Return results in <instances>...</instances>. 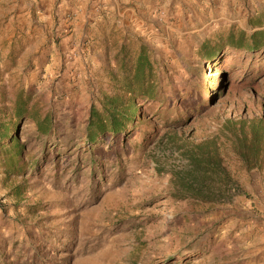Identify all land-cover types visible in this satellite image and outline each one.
I'll list each match as a JSON object with an SVG mask.
<instances>
[{
	"label": "rangeland",
	"instance_id": "rangeland-1",
	"mask_svg": "<svg viewBox=\"0 0 264 264\" xmlns=\"http://www.w3.org/2000/svg\"><path fill=\"white\" fill-rule=\"evenodd\" d=\"M110 2L104 9L110 57L98 78L88 73L87 34L73 43L54 31L58 23L51 35L20 39L16 49L0 53V118L22 97L39 117L53 119L49 137L31 121L21 123V174L0 163V264H264V153L261 167L247 171L221 139L224 166L246 196L176 200L172 181L185 169L192 143L216 137L227 120L264 119V49H224L211 67L198 55L203 42L216 43L231 27L258 29L264 0H206L201 7L159 0L144 9L138 0ZM74 16L63 18L65 32ZM130 42L152 50L163 106L145 103L144 121L126 140L110 144L105 137L88 153L83 133L90 105L98 108L111 92L107 72ZM67 44L71 52L60 54V70L49 76L48 49ZM69 60L84 67L87 87L61 85Z\"/></svg>",
	"mask_w": 264,
	"mask_h": 264
},
{
	"label": "trees",
	"instance_id": "trees-1",
	"mask_svg": "<svg viewBox=\"0 0 264 264\" xmlns=\"http://www.w3.org/2000/svg\"><path fill=\"white\" fill-rule=\"evenodd\" d=\"M255 27L258 29L249 34L231 27L226 36L219 37L216 43L203 42L198 50L200 60L211 67L218 62L224 49L245 53L264 49V20H257ZM114 61L116 69L107 72L111 92L100 97L98 108L94 103L89 108L83 133V148L88 153L103 145L105 137H109L110 144L119 138L126 140L136 126L144 121L141 107L145 103L159 104L158 108L164 103L160 97L159 72L147 44H122ZM206 77L209 83V75ZM28 101L18 98L11 111H6V116L0 118V163L9 174H21L26 168L25 144L20 139L23 121L33 122L40 136L49 137L52 133V117H39L29 108ZM222 138L229 143L231 152L244 169L250 171L261 167L264 119L227 120L216 137L192 143L186 149L185 169L174 173L172 177L175 189L173 197L176 200L214 203L229 201L233 195L246 196L224 166L220 152V145L225 144ZM36 164H30L31 168ZM192 245L187 244L188 247Z\"/></svg>",
	"mask_w": 264,
	"mask_h": 264
},
{
	"label": "crops",
	"instance_id": "crops-1",
	"mask_svg": "<svg viewBox=\"0 0 264 264\" xmlns=\"http://www.w3.org/2000/svg\"><path fill=\"white\" fill-rule=\"evenodd\" d=\"M34 1L35 4L31 0H0V53L5 56L9 53V49H16L13 42L20 39H43L45 34L51 35L55 23H58L54 31L60 32L59 37L63 36L62 32L64 31L65 36L68 34L66 39L72 40L73 43L82 35L87 34L90 40L88 49L91 54L88 55L89 65H87V69L88 73H91L90 75L98 78L101 66L106 63L104 56L110 57L108 48L111 42L108 36L107 17L104 14V9L109 7L111 0H59V4L55 2L57 0H45L41 5L40 2ZM138 1L141 2L138 5L142 9L149 6L154 7L159 3V0ZM204 1L206 0H189V2H197L195 6L198 7H201ZM67 13L75 14V16L72 18V28L65 32L66 25L63 18ZM85 24L88 25L87 32H84L85 29L82 30ZM115 37L117 39L114 40L113 37V42L120 44L121 40H118V36ZM71 46L73 44L61 46L60 50L52 46L48 49L51 59L53 58L51 62L46 64V73L49 76H55L54 74L60 70L57 68L61 60L59 56L65 54V51L70 53ZM22 54L23 51L19 53V55ZM85 72L80 62L69 60L62 69V81L61 79L59 81H61L62 86L77 87L78 90H81V88L87 87Z\"/></svg>",
	"mask_w": 264,
	"mask_h": 264
}]
</instances>
